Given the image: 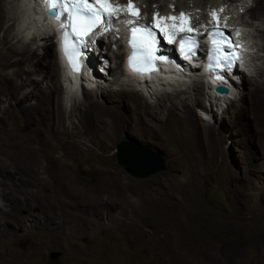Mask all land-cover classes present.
Masks as SVG:
<instances>
[{"label": "rangeland", "instance_id": "obj_1", "mask_svg": "<svg viewBox=\"0 0 264 264\" xmlns=\"http://www.w3.org/2000/svg\"><path fill=\"white\" fill-rule=\"evenodd\" d=\"M257 1L207 0L206 5L198 7V0H157L149 11L151 7L148 0H134L135 6L140 9L141 20L146 23H153L149 19L157 12L161 16L175 15L172 8L176 3H180L186 12L192 14V25H196L195 18L200 15L206 17L217 6H222V18L230 25L233 21L241 23V32L246 37V49L249 53L245 57L248 58L245 60L248 65H244L243 71L235 79L233 93L236 96L231 93L234 98L231 101L227 97L226 100L216 97L205 99L203 94L199 105L192 95L193 86L200 85L207 93V83L202 84L196 78L199 74L180 76V79L188 78L187 82L182 81L185 83L180 84V91L177 87L168 85L169 82L165 88L153 83L149 86L141 85L128 78L125 70L123 73L119 68L108 70L102 75L94 67L100 81L92 85L85 82L96 96H101V93L109 89L117 92L133 90L151 105L158 106L163 96L182 92L180 98L194 111L192 133L186 139L165 133V139L162 140L143 134L129 125L121 130L96 128L91 135L77 138L87 148L90 147L93 155L75 152V157L67 159L63 164L51 160L50 152L62 154L68 150L70 147H67V140L74 138V134L80 131L74 125L79 124L77 110L84 103L83 92L82 96L79 91L70 93L67 101L69 81L63 76L65 74L53 45L50 48L52 56L45 48V25L41 21L39 24L29 21L23 27L25 19L21 6L25 3L6 0L10 15L14 17L13 21L8 20L6 24L12 30L9 36L11 42L20 48L30 46L37 49L33 59L24 65L26 73L32 74L40 88L47 89L51 82L36 73L35 68L43 60L54 62L56 82L59 84V103H62L65 115V128L61 134L50 129L40 135L41 140L47 139V145L36 140L26 149H19V154L17 151V155L7 158V163H17L23 168L19 170L27 178L26 186L23 187V200L31 198L32 201L34 198L37 203L33 205L32 213L43 215L45 211L54 215L50 221L56 222L54 225L60 228L59 233L48 232L47 239L63 241L71 233L77 236L93 235L99 238L95 245L107 242L112 247L117 242L115 237H126L131 241L127 252L133 247H140L138 252L129 257L113 253L110 257L107 254L106 261L90 255L85 259V264L92 261L96 264H264V102L261 110H255L247 98L249 91L257 86L263 87L264 95V37L261 36L264 16H251ZM113 3L126 5L128 0H113ZM160 5L167 7L160 10ZM123 14L126 16V13L121 16ZM119 23L122 24H117ZM3 34L1 31L0 35ZM101 34L106 43L99 45L100 50L98 49L97 54L92 53L91 57L98 60L99 52L102 51L101 55L104 57L100 59H105L111 67L115 65L119 48L116 45L109 47L107 41L116 37V40L122 39L123 35L113 32L114 36L111 34L108 37L103 32ZM51 37H55L53 32ZM100 59L95 61L100 62L98 66L103 62ZM174 82L177 83V80ZM167 89L170 92H166ZM31 90L32 86L23 88L18 94L19 99ZM104 98L110 104L114 102L118 106L122 105L121 100L116 98L108 95ZM178 99L174 98L181 104ZM35 103L34 99L24 102L25 105ZM0 105V111L8 106L7 101ZM121 141H136L159 153L164 160L165 169L146 178L132 177L117 163L116 147ZM65 163L73 165V172H69ZM25 169L30 173H26ZM70 193L76 197L72 201L69 199ZM57 196L61 200L66 197L65 202L78 208L80 218L92 222V227H82L74 232L71 227H65L64 222L71 218L64 211H56L49 205ZM0 206L7 210L1 195ZM27 213L28 211H23L22 215L26 216ZM20 224L22 233L19 236L24 237L10 245V248L15 249L19 261L25 264H66V251L60 245L49 246L41 256L29 251L27 247L33 218ZM184 241L188 243L185 245ZM180 246L182 251L177 250ZM2 262L0 264H8Z\"/></svg>", "mask_w": 264, "mask_h": 264}, {"label": "bare ground", "instance_id": "obj_2", "mask_svg": "<svg viewBox=\"0 0 264 264\" xmlns=\"http://www.w3.org/2000/svg\"><path fill=\"white\" fill-rule=\"evenodd\" d=\"M148 1L151 7L149 11H151L153 9V2L157 0ZM206 1L207 0H198L197 6L203 7L204 5H206ZM21 2L25 3L23 6H21L22 15L25 19L22 22L23 27L24 25L26 27V25H28L27 23H30L29 21H32L35 24H39V22L41 21V24L43 23L46 27V32L43 36V39L45 40V48L49 50V55L51 54L52 56V50L50 51L51 45H53L51 33H54V30H56L58 32L57 33L55 31L56 36L59 34V32L61 31L60 25L63 20H56L54 19V16L45 11V8L42 7L43 5H41V3H44L43 0H39L40 3H36L31 0H19L18 4ZM166 7L167 5H160L159 9L161 10L162 8ZM182 7L183 6H181L180 3H176L173 5L172 9H174V12H176L174 16H178L181 12L192 15L186 12ZM8 8L9 7H7L6 0H0V33L1 31H3L4 33L2 36L0 35V104H2L4 101H7L8 104V106L0 111V195L3 201L6 202L7 207V210H5L0 206V262L3 261L2 263L7 262L8 264H25L24 262L17 259V253L15 252L14 248H10V245H12L13 242L17 241L21 237H24V235H22L21 237L19 236V233L22 231L20 228V223L29 221L31 218H33V224L31 226L32 230L30 232V243L27 249H29V251H32V253H36L41 256L46 252V249L49 246L51 247L53 245H60V247L62 246L66 251V264H85V259L90 255H94L95 258L98 259H103V261L106 259L107 254H109L108 256L111 257L112 253L122 256L127 255L128 257L130 255L132 256L133 254L138 252V249L140 247H133L132 250L129 249V251L127 252L126 249L131 246V241H129L126 237H115L114 240L116 239L117 242L114 243L115 245L112 247H109L107 242L101 243V245L97 246L94 243L98 241L99 238H96L93 235L83 234V236H77L71 233L67 237H64L63 241H50V239H47L48 236L46 237V233H55L56 231L59 233L60 229L59 227L54 225V223L56 222L50 221L54 216L53 213L44 211L42 213L43 215L33 214L32 208L33 205H37L36 200L34 198L32 201L31 198L23 200V187L26 186L25 184L27 183V178L21 174V171H19L23 170V168L20 167L17 163H15L14 165L12 163H7V158L11 156L13 157V155H17V151L19 154V149L23 147H25L26 149L27 147L31 146V144L36 140L38 141V143L45 145L48 141H46L47 139L41 140L40 135H43L45 132H47L46 130L49 131L50 129H52L53 131H56L57 134H61L65 128V115L63 113L62 103H59V84L56 82L57 72L54 68V62L43 60L39 63V67L35 68L36 73H39L40 75L44 76V79H47L49 80V82H51V85L47 89H42L38 86V81L33 79L30 72L26 73V70L24 68V65L27 64L30 59H33V56H35V54L37 53V49H34L30 46L20 48L11 42L9 36L12 30L10 27L6 26V24L8 20L13 21L14 17L10 15ZM220 9H223L222 6H217V8L213 9L211 12L217 11L221 21L220 26H229L230 24L228 23V21H226L225 18H222L223 16L221 14L222 12L219 11ZM251 16H253L254 18H256L257 16H264V0L257 1L256 8L252 9L251 11ZM199 17L195 18L196 25L191 24L193 28L199 29V34L206 32L208 28L216 26L210 14H208L206 17L204 15H200ZM129 18L130 16H128L127 14L126 16H124L123 14L120 17V20L114 21V29L111 30V32L123 36H121L122 39L120 38L119 40H116V37V39L107 41L109 42V47L114 44L119 48V51L115 56V65H112L111 67L109 66L108 70L119 68L123 73L125 70L126 76L128 78L139 82V84L141 85H144V78L152 79L154 81L152 83L155 85H161L159 79V76L161 75L165 78L164 80L166 81V83H168L167 81L174 82L175 79L178 80L181 77L192 76H188V73H190L188 68H183L186 71L185 73L183 71H180V68L178 67L180 65L172 66L171 63L167 62L161 63V67L167 69V71L164 72L165 74H160V72H152L150 74H146V77H144V75H142L141 73L134 72L131 68H128V66L124 65L122 69L121 64L123 63V52L125 50L126 32H128V27H126L122 22L121 25L120 23L119 25L117 23ZM149 21L153 22V19L151 18L149 19ZM238 28L241 31L242 27L239 26ZM115 29H119V32ZM103 31V26H101L100 28L94 30V32L86 39L85 44L88 47V50H92H89L91 51V53L97 50L95 48H98V44L101 45L102 43H106V41L102 38L99 39L98 43L95 42V38ZM111 34L109 35V37L111 36ZM261 36L264 37V30H261ZM109 51L110 48L108 52ZM101 54L102 53L100 51L99 58L98 60H96L92 57H89L87 51L84 52V64H86V59L88 57V60L99 61L100 58L104 57ZM243 58H245V56L243 57L242 54L241 60ZM60 59V64L64 72L63 74H65L63 76H66L67 80L69 81L67 85V101L69 100L70 93L78 92L81 87L84 95V103L77 110L79 112V124L74 125V128L79 129L80 131L78 130L79 132H76V134H74V138L67 140V147H70L68 149L69 151L65 150L62 152V154H54L51 151V160L60 161L61 163H63L71 160V157H75L73 156V153L75 152H82L85 155H93V152L89 149L90 147L87 148L86 145L77 140V138H79L81 135H91L93 129L96 128H110L113 130H121L123 128L125 129L126 126L129 125L133 126L135 130L141 131L143 134L153 135L155 138L162 140L165 139V133H172L180 136L183 139H186V136L192 133L191 124L194 116V111L190 109L184 99L180 98L182 92L172 93L174 94L173 96L172 94L163 96L160 99L158 106L151 105L140 93L133 90H124L117 92L113 89H109L107 90V92L101 93V96H96L93 93V90L87 89L83 87V85L80 86L79 82V76H81L84 71L88 76L91 77V79L86 78L84 80L88 84H96L95 79L100 81V78L95 74V68L92 69L89 65L86 64L85 70L83 68V72L78 73L73 71L64 57H61ZM119 62L120 65L118 64ZM190 62L195 63V61L192 59ZM9 70H11V72ZM24 75L26 76V78H23ZM208 76L209 75H207V77ZM235 76L238 75L236 74ZM183 79L186 78H182L181 80ZM67 80H65V82ZM201 82L203 84V81ZM170 84L171 83H168V85ZM212 84L214 86V83ZM27 86H32V90L23 98L19 99V92ZM202 88L203 87L200 85L197 87L193 86L192 95L194 96L197 104L200 103L202 97L201 95L203 94ZM233 92L234 88L231 86L229 95ZM107 95L110 98L121 100L122 105L118 106L116 105L118 103L115 104L114 102L110 104L109 101L104 98ZM230 96L231 97L227 98L231 100L233 98L232 94ZM99 98L102 100H100ZM174 98H179L180 100H178L181 101V104H178L174 100ZM247 98L251 105L255 108V110H261L263 108L262 104L264 102L263 87L257 86L255 88H252L249 91V95L247 96ZM30 99L36 100V103L25 105L24 102ZM12 101H15V103H12ZM154 121H157L159 123L156 124ZM211 130L212 128L209 129V131ZM48 146H50V144ZM65 166L68 168L69 172H73L74 168L72 164L65 163ZM26 173H30V171L27 170ZM65 198L64 200H61V198L57 196L54 198V202H49V205L52 209H55L56 211L61 210V212L64 211V213H66L65 215L71 218L66 223L64 222L65 225H63L65 227H71L73 232L75 230H81L82 227L83 229L91 228L93 223L81 219L79 215L80 210H78V208L75 209L76 207L74 208L71 203L69 204L65 202ZM75 198L76 197L70 193V201L74 200ZM23 211H28L26 216L22 215ZM184 242L185 245L186 242L188 243V241ZM181 246L177 249L178 251H182L181 249L183 248ZM89 264L96 263L92 261L89 262Z\"/></svg>", "mask_w": 264, "mask_h": 264}, {"label": "snow or ice", "instance_id": "obj_3", "mask_svg": "<svg viewBox=\"0 0 264 264\" xmlns=\"http://www.w3.org/2000/svg\"><path fill=\"white\" fill-rule=\"evenodd\" d=\"M44 2L48 5L49 12L54 14V19L61 20L63 17L60 25L63 31V51L73 71L76 72L80 70L79 57L82 55L77 44H84L85 38L101 26L105 32L113 30V22L120 20L122 13L131 17L120 22L126 27L131 26L129 45L132 48V54L129 57V67L134 72L146 74L157 70L154 61L163 59L154 55L158 43L157 30L164 35L169 44L174 43L176 36L180 33L199 34V29L191 26L190 15L184 12L179 13L178 16H161L157 12L153 14L151 25L140 23V9L135 6L134 0H128L126 5L114 4L113 0H91V2L90 0H44ZM219 11L222 12L223 9ZM210 16L216 26L212 32L208 33L212 38L209 59L214 63L215 68H230L232 57L223 52L222 45L227 44L229 48L233 45L230 41L226 42L222 39L221 21L217 11L211 12ZM115 30L119 31V29ZM217 37L221 39L217 40ZM179 43L181 51L186 55L192 53L196 46V41L191 35L186 39L182 36ZM235 58L239 59V56ZM209 68L214 70L213 64H210ZM216 78L222 79L223 77L217 75Z\"/></svg>", "mask_w": 264, "mask_h": 264}, {"label": "water", "instance_id": "obj_4", "mask_svg": "<svg viewBox=\"0 0 264 264\" xmlns=\"http://www.w3.org/2000/svg\"><path fill=\"white\" fill-rule=\"evenodd\" d=\"M49 14H54L47 11ZM215 90L219 93H227L224 85H217ZM117 163L132 177L146 178L165 169L164 160L159 153H155L140 143L121 141L116 147Z\"/></svg>", "mask_w": 264, "mask_h": 264}, {"label": "clouds", "instance_id": "obj_5", "mask_svg": "<svg viewBox=\"0 0 264 264\" xmlns=\"http://www.w3.org/2000/svg\"><path fill=\"white\" fill-rule=\"evenodd\" d=\"M236 22V21H235ZM239 23V22H238ZM241 24V23H240ZM235 83V82H234ZM235 85V84H234ZM233 88H234V86H233ZM233 99V98H232Z\"/></svg>", "mask_w": 264, "mask_h": 264}]
</instances>
